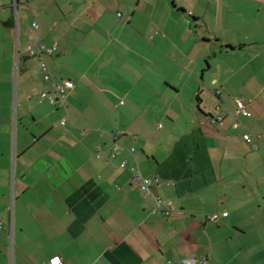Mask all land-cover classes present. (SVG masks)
<instances>
[{
  "label": "crops",
  "instance_id": "obj_1",
  "mask_svg": "<svg viewBox=\"0 0 264 264\" xmlns=\"http://www.w3.org/2000/svg\"><path fill=\"white\" fill-rule=\"evenodd\" d=\"M15 1L17 36L0 5V264H264V0ZM35 18L53 79L75 83L65 108L40 101ZM132 167L157 177L149 193Z\"/></svg>",
  "mask_w": 264,
  "mask_h": 264
},
{
  "label": "built area",
  "instance_id": "obj_2",
  "mask_svg": "<svg viewBox=\"0 0 264 264\" xmlns=\"http://www.w3.org/2000/svg\"><path fill=\"white\" fill-rule=\"evenodd\" d=\"M27 6V0H25ZM15 5H18L17 1H15ZM120 15V14H119ZM41 25L40 22L35 18L30 24L29 31L35 33V36L31 43L27 47V51L29 56L35 57L39 60L40 68L42 71L43 79L45 82H52L53 83V90H45L40 95V101L48 100L52 105L56 107H66V101L69 92L75 87V83L70 79H64L59 82H56L53 79V73L51 71L50 65L47 60V56L53 51L57 49V46L45 47L39 42V34H40ZM245 111V104L243 101H238V112ZM68 116H65L61 119V124L66 125ZM221 121V117L218 118ZM244 139L252 143L253 138L250 133L244 135ZM132 150H134L132 148ZM98 155H100L98 153ZM115 151L111 154V157H115ZM127 162L124 161L122 163L123 167H126ZM131 171L134 174V179L138 182V186L141 191L145 193H149L151 191V186L154 182L158 179L155 176H143L142 174L136 173V168L132 167ZM158 207L161 209V212L165 216H169L175 212L173 201L169 199H164L160 196L157 198ZM219 215L214 214L211 219L216 220L218 219ZM3 224L0 222V229H2ZM183 264H209L210 258L208 257H186L181 261ZM46 264H64V260L61 255H54L52 256Z\"/></svg>",
  "mask_w": 264,
  "mask_h": 264
},
{
  "label": "rangeland",
  "instance_id": "obj_3",
  "mask_svg": "<svg viewBox=\"0 0 264 264\" xmlns=\"http://www.w3.org/2000/svg\"><path fill=\"white\" fill-rule=\"evenodd\" d=\"M3 3H5V0H0V5L1 4L3 5ZM12 6H13L14 12H15V14H14L15 15V22H17V27H15L16 36H17V35H19L18 18L21 19V12L28 11L29 9H26V8L24 9V7H22V6L18 7L17 5H15L14 0H13ZM17 61H18V59H17ZM18 74H19V66H17V69H16L15 73H13V77H14L13 80L15 82L18 79ZM15 82H14V86H15L14 87V95H15V97H14V107L15 108H19V110L21 111L22 107L20 106L21 104L18 101V93H17L18 91H17V87H16V83ZM27 106H28V110H29L30 109V103L27 104ZM16 127H17V122H14L13 123V129L15 130Z\"/></svg>",
  "mask_w": 264,
  "mask_h": 264
},
{
  "label": "trees",
  "instance_id": "obj_4",
  "mask_svg": "<svg viewBox=\"0 0 264 264\" xmlns=\"http://www.w3.org/2000/svg\"><path fill=\"white\" fill-rule=\"evenodd\" d=\"M171 1H173V0H171ZM228 47H231V48H233L231 45H228Z\"/></svg>",
  "mask_w": 264,
  "mask_h": 264
}]
</instances>
